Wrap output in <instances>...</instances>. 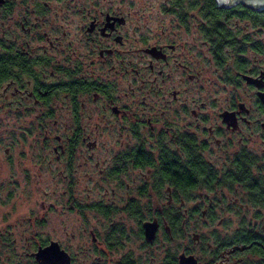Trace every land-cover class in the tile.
I'll return each instance as SVG.
<instances>
[{
  "label": "flooded vegetation",
  "instance_id": "obj_1",
  "mask_svg": "<svg viewBox=\"0 0 264 264\" xmlns=\"http://www.w3.org/2000/svg\"><path fill=\"white\" fill-rule=\"evenodd\" d=\"M221 8L245 14L171 4L149 25L124 0L0 3V108L89 212L72 238L90 264H264V37L246 31L257 10ZM52 241L76 264L48 237L37 264Z\"/></svg>",
  "mask_w": 264,
  "mask_h": 264
},
{
  "label": "rangeland",
  "instance_id": "obj_2",
  "mask_svg": "<svg viewBox=\"0 0 264 264\" xmlns=\"http://www.w3.org/2000/svg\"><path fill=\"white\" fill-rule=\"evenodd\" d=\"M170 1L124 0V5L132 16L133 11L138 10L144 17L141 21L153 25L158 7L171 5ZM235 22L236 16L229 19L226 27L234 31ZM243 24L245 22L241 21L238 27ZM246 31L254 38L264 37L250 22ZM228 49L224 51L226 63L230 64L231 53L236 54L232 48ZM239 57H248V52L244 51ZM216 77V73L206 74L205 85L210 86L208 79L213 78L211 87L221 90L223 82L215 81ZM220 93L222 95V91ZM29 129L25 133V124H14L11 111L0 108V264H37L30 253L34 251V244L47 237L69 246L76 264H90L92 254L77 248L78 238H72V233L80 230L79 215L86 216L89 212L85 207L80 211L70 207L53 164L50 168L39 167L37 157L25 143V135L29 140L37 130L32 126Z\"/></svg>",
  "mask_w": 264,
  "mask_h": 264
},
{
  "label": "water",
  "instance_id": "obj_3",
  "mask_svg": "<svg viewBox=\"0 0 264 264\" xmlns=\"http://www.w3.org/2000/svg\"><path fill=\"white\" fill-rule=\"evenodd\" d=\"M3 0H0V3ZM219 7H230L235 4H243L257 11L264 9V0H216ZM34 256L39 264H69V256L59 248L57 242H50L49 245L39 248Z\"/></svg>",
  "mask_w": 264,
  "mask_h": 264
},
{
  "label": "trees",
  "instance_id": "obj_4",
  "mask_svg": "<svg viewBox=\"0 0 264 264\" xmlns=\"http://www.w3.org/2000/svg\"><path fill=\"white\" fill-rule=\"evenodd\" d=\"M172 1V2H171ZM170 4L180 5V6H194L202 5L206 8V15L210 18L207 19L208 22H214L220 24V21H223V17L230 15H236L238 17L244 15L245 13L240 12V10L228 9L225 10L218 6L216 0H171ZM239 8L240 5H236L234 8ZM247 14V13H246ZM249 19L253 25L261 26L264 24V10L262 11H253Z\"/></svg>",
  "mask_w": 264,
  "mask_h": 264
}]
</instances>
